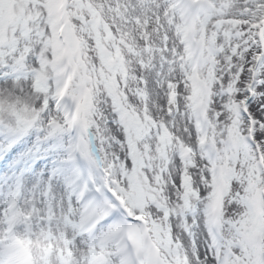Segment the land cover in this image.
I'll return each mask as SVG.
<instances>
[{"label":"snow or ice","instance_id":"snow-or-ice-1","mask_svg":"<svg viewBox=\"0 0 264 264\" xmlns=\"http://www.w3.org/2000/svg\"><path fill=\"white\" fill-rule=\"evenodd\" d=\"M0 264H264V0H0Z\"/></svg>","mask_w":264,"mask_h":264}]
</instances>
